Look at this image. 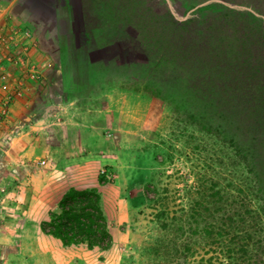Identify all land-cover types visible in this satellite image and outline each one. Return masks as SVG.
<instances>
[{"label":"rangeland","instance_id":"374dc122","mask_svg":"<svg viewBox=\"0 0 264 264\" xmlns=\"http://www.w3.org/2000/svg\"><path fill=\"white\" fill-rule=\"evenodd\" d=\"M204 1L126 0L112 13L119 18L105 20L109 35L80 37L82 44L76 47L74 40L64 52L50 46L54 64L47 75L55 82V101H74L80 118L86 114L97 125L96 134L89 129L67 134L73 141L80 134L93 144L87 151L103 158L77 188L94 184L99 191L112 241L107 248L64 245L42 231V212L35 218L23 213L16 203L30 174L12 156L29 157L31 164H40V158L3 137L0 264H264L263 201L248 155L221 127L204 126L182 84L150 68L155 56L149 51L156 33L168 30L163 25L169 11L182 17ZM35 42L31 55L37 63ZM3 94L0 87V103ZM8 120H2L0 133ZM148 184L153 187L146 192Z\"/></svg>","mask_w":264,"mask_h":264},{"label":"trees","instance_id":"16d2710c","mask_svg":"<svg viewBox=\"0 0 264 264\" xmlns=\"http://www.w3.org/2000/svg\"><path fill=\"white\" fill-rule=\"evenodd\" d=\"M163 28L168 30L156 33L149 51L155 56L150 68L163 69L191 93L206 128L221 127L243 148L264 209V4L205 0L182 17L169 11ZM145 89L161 92L157 86ZM57 208L41 222L43 232L64 245H110L96 188H68Z\"/></svg>","mask_w":264,"mask_h":264},{"label":"crops","instance_id":"0c3cea01","mask_svg":"<svg viewBox=\"0 0 264 264\" xmlns=\"http://www.w3.org/2000/svg\"><path fill=\"white\" fill-rule=\"evenodd\" d=\"M120 2L126 0H0V22L11 20L29 27L39 43L33 52L42 71L38 84L25 80L24 92L12 103L10 119L0 133V139L4 137L9 145L17 144L29 150L26 155L35 153L40 158V164H31L29 157L20 161V156H12V161L22 163V170L30 174L16 205L23 213L28 212L30 218L42 212L39 224L46 220L50 209L58 207L68 188L80 187L87 172L103 162L101 156L87 151L93 146L91 142L80 134L73 141L67 134L80 133L82 129L96 134L97 125L86 114L80 118L83 112L73 105L74 101H55L56 95L51 91L55 82L47 75V67L54 64L48 55L50 46L64 52L72 48L74 40L76 47L82 44L80 37L109 35L110 26L105 27V20L120 17L112 16L121 11ZM42 86L44 93L36 89ZM87 186L94 184L83 185Z\"/></svg>","mask_w":264,"mask_h":264},{"label":"built area","instance_id":"2783aa9c","mask_svg":"<svg viewBox=\"0 0 264 264\" xmlns=\"http://www.w3.org/2000/svg\"><path fill=\"white\" fill-rule=\"evenodd\" d=\"M35 38L27 26L11 20L0 22V125L8 120L10 103L24 92V82L29 77L41 76L40 67L32 59Z\"/></svg>","mask_w":264,"mask_h":264}]
</instances>
